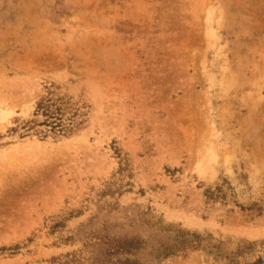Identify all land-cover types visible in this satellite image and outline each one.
<instances>
[{
	"label": "rangeland",
	"instance_id": "374dc122",
	"mask_svg": "<svg viewBox=\"0 0 264 264\" xmlns=\"http://www.w3.org/2000/svg\"><path fill=\"white\" fill-rule=\"evenodd\" d=\"M0 264H264V0H0Z\"/></svg>",
	"mask_w": 264,
	"mask_h": 264
},
{
	"label": "trees",
	"instance_id": "16d2710c",
	"mask_svg": "<svg viewBox=\"0 0 264 264\" xmlns=\"http://www.w3.org/2000/svg\"><path fill=\"white\" fill-rule=\"evenodd\" d=\"M37 110H42V113L48 114V115H46V117H47L48 120H54V122L51 123V125H54V126H51V127H53V129L54 128H58L57 129L58 132H62L63 131V128L61 127V125H59V123H56L55 122V120L57 121L59 119L56 118L53 114L47 113V111H46L47 109H44V106L38 105ZM216 192L219 193L220 190L217 189ZM207 198L213 199V198H221V197H219V195L215 196L213 193L208 192L207 193ZM186 234H188V233H186ZM194 242H195V240H191V241L184 240V241H182V239H181L173 247L164 249V251L162 253L163 254V257L166 258V257H169V256L174 255L176 252H181V251L186 250L187 248H192V247H194Z\"/></svg>",
	"mask_w": 264,
	"mask_h": 264
}]
</instances>
